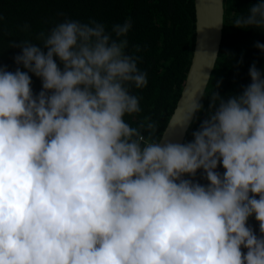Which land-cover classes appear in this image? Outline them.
Listing matches in <instances>:
<instances>
[{"label":"clouds","instance_id":"clouds-1","mask_svg":"<svg viewBox=\"0 0 264 264\" xmlns=\"http://www.w3.org/2000/svg\"><path fill=\"white\" fill-rule=\"evenodd\" d=\"M231 25L264 32V0ZM131 28L65 19L38 44L10 41L20 52L14 71L0 64V264H264V71L253 63L238 93L221 96L217 81L189 96L168 128L199 120L191 140L153 139L156 122L125 120L148 84Z\"/></svg>","mask_w":264,"mask_h":264},{"label":"trees","instance_id":"trees-1","mask_svg":"<svg viewBox=\"0 0 264 264\" xmlns=\"http://www.w3.org/2000/svg\"><path fill=\"white\" fill-rule=\"evenodd\" d=\"M261 0H223V27L214 67L205 87V95L215 88L221 96L241 91L251 82L249 68L255 63L264 71V53L254 45L264 44V32L255 28L241 29L231 22ZM65 19L88 22L94 19L109 29L113 24L131 20L128 33L129 51L139 45L137 53L142 59L138 67L147 71L148 84L143 89H133L140 100L141 112L125 116L133 127L146 117L158 124L152 137L159 139L160 132L178 97L190 59L193 42L192 0H0V64L15 70L13 57L20 49L9 48L10 41L31 40L41 31H49ZM28 29L24 30V26ZM242 61V62H241ZM33 90H40V80L32 77ZM202 103L207 109L209 100ZM201 119L204 112L197 114ZM199 127V120L187 129L185 140ZM223 171V169H219ZM205 181H201L204 183ZM250 223L257 228L254 220Z\"/></svg>","mask_w":264,"mask_h":264},{"label":"water","instance_id":"water-1","mask_svg":"<svg viewBox=\"0 0 264 264\" xmlns=\"http://www.w3.org/2000/svg\"><path fill=\"white\" fill-rule=\"evenodd\" d=\"M192 6L194 36L190 59L178 97L159 135L160 138L166 133L168 139L179 142L184 141L186 131L179 126L169 129V121L174 115L177 119L182 118L185 100L201 90L205 83L207 85V77L214 67L223 27V23H220L223 22V0H192Z\"/></svg>","mask_w":264,"mask_h":264}]
</instances>
